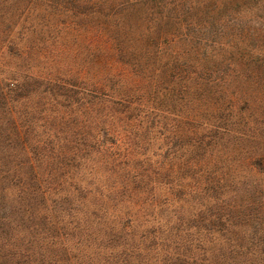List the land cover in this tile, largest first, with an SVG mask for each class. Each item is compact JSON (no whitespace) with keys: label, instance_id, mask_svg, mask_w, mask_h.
<instances>
[{"label":"trees","instance_id":"1","mask_svg":"<svg viewBox=\"0 0 264 264\" xmlns=\"http://www.w3.org/2000/svg\"><path fill=\"white\" fill-rule=\"evenodd\" d=\"M4 21L0 12V264H179L208 251L187 222L162 213L170 188L151 183L173 166L182 183L181 171L195 170L183 195L227 203L214 216L247 215L248 192L264 199V45L226 64H181L195 73L73 76L63 63L29 64ZM162 133L191 136L198 153L183 163L175 144L153 168L133 147ZM99 140L120 145L90 156Z\"/></svg>","mask_w":264,"mask_h":264},{"label":"rangeland","instance_id":"2","mask_svg":"<svg viewBox=\"0 0 264 264\" xmlns=\"http://www.w3.org/2000/svg\"><path fill=\"white\" fill-rule=\"evenodd\" d=\"M0 12L10 39L29 53V64L63 63L70 66L73 76L195 73L181 64L205 60L226 64L247 55L248 47L264 45V0H0ZM164 63L176 68H161ZM155 136L159 139L133 147L153 168L156 161L163 163L173 155L175 144V156L183 163L198 153L191 136L179 143L172 137L163 141L169 136L163 133ZM102 143L107 150L120 145L99 140L91 144L90 156ZM131 144L123 148L132 152ZM127 164L121 161L115 170L126 169ZM177 165L181 170L183 164ZM171 170L175 173L163 177L161 184L151 183L154 191L162 188L168 194L170 188L162 213L166 218H182L190 233L210 250L193 248L194 256L183 250L179 264H264V199H250L248 192L241 202L247 215L220 218L213 214H223L228 206L216 200L217 194L195 197L179 190L183 184L188 189L192 182L184 174L191 175L194 169L181 171L186 178L183 183L176 166ZM231 207L239 210L237 202Z\"/></svg>","mask_w":264,"mask_h":264}]
</instances>
